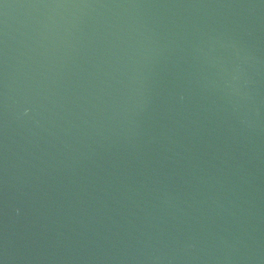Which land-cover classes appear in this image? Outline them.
Listing matches in <instances>:
<instances>
[{"label":"water","instance_id":"1","mask_svg":"<svg viewBox=\"0 0 264 264\" xmlns=\"http://www.w3.org/2000/svg\"><path fill=\"white\" fill-rule=\"evenodd\" d=\"M0 264H264V0H0Z\"/></svg>","mask_w":264,"mask_h":264}]
</instances>
